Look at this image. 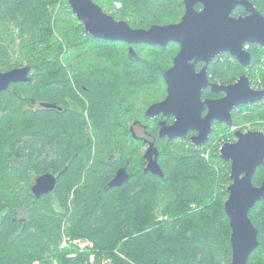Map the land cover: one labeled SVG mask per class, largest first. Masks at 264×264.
I'll return each mask as SVG.
<instances>
[{
  "label": "trees",
  "instance_id": "1",
  "mask_svg": "<svg viewBox=\"0 0 264 264\" xmlns=\"http://www.w3.org/2000/svg\"><path fill=\"white\" fill-rule=\"evenodd\" d=\"M93 1L132 27L175 23L184 13L182 0ZM250 1L264 15V0ZM233 14L244 10L237 7ZM178 50L174 42L161 47L93 38L67 0H0V71L31 66L30 82L12 83L0 92L1 175L9 177L16 171L26 182L27 153L33 145L32 152L38 153L47 140L58 154L48 161L49 168L63 170L55 191L59 210L48 203L34 209L33 223L17 235L18 223L4 220L0 225L1 264H33L34 259L49 264L51 258L58 264H83L89 253L97 261L110 258V264H226L231 260V227L224 211L230 162L217 152L214 157L222 165L215 169L214 159L210 163L200 156V147L205 146L195 147L186 138L180 147L171 150L169 145L163 151L162 143L171 140L159 138L155 122H148L143 114L165 96L163 72ZM247 50L250 68L222 53L208 64L210 79L228 84L247 74L252 87L264 88V47L249 44ZM34 100L53 103L60 110H33L29 104ZM251 107L232 113L235 126L251 114L264 121V100ZM135 121L146 123L150 137L156 138L163 178L144 172L146 162L137 152L145 144L132 136ZM252 123V129H258ZM186 144L193 151L185 154ZM166 156L168 161L162 159ZM14 160L17 167L11 164ZM120 165L127 167L129 180L108 187ZM263 175L259 166L253 184L259 185ZM6 184H0L2 196ZM249 218L258 229L259 244L247 264H264V199L249 211ZM62 233L87 240L91 247L76 250L70 258L68 254L75 251L71 245L59 249Z\"/></svg>",
  "mask_w": 264,
  "mask_h": 264
},
{
  "label": "water",
  "instance_id": "2",
  "mask_svg": "<svg viewBox=\"0 0 264 264\" xmlns=\"http://www.w3.org/2000/svg\"><path fill=\"white\" fill-rule=\"evenodd\" d=\"M67 1L85 32L93 38L161 47L171 42L179 45L172 65L163 72L166 96L151 103L144 112V116L150 119L159 115L175 117L173 124L158 121L159 138H185L189 130H196L197 134L189 136V141L194 146L204 145L210 138L214 120L233 126V109L264 100V89L252 87L247 74H241L229 84H211L207 78L208 64L220 54L229 53L248 69L252 57L247 45L264 47V15L250 0H182L184 13L178 22L152 24L148 28L132 27L127 20L114 18L93 0ZM196 4L201 8L197 9ZM237 7H242L244 14L234 15ZM198 62H202L203 67L196 72ZM30 70L31 66L25 65L0 71V92L6 91L12 83L30 82ZM207 86L214 93L223 92L224 96L202 100V91ZM43 106L60 110L53 103H43ZM205 109L207 112L202 116ZM131 132L135 139L140 138L133 127ZM234 136V141L224 142L219 147L221 158L230 162L224 211L231 227V260L226 264H247L251 252L259 244L258 229L249 218V211L264 199V177L258 186L252 181L257 167L264 163V132L238 128ZM143 140L147 143L143 154L146 161L144 172L163 178L155 141ZM129 178V172L121 167L107 186H121ZM55 183L53 173L38 177L35 195L38 197L52 190Z\"/></svg>",
  "mask_w": 264,
  "mask_h": 264
},
{
  "label": "flooded vegetation",
  "instance_id": "3",
  "mask_svg": "<svg viewBox=\"0 0 264 264\" xmlns=\"http://www.w3.org/2000/svg\"><path fill=\"white\" fill-rule=\"evenodd\" d=\"M202 67H203V63L198 62L195 65L196 72H199ZM207 78H208L209 83H211V84L212 83L225 84V83H219L216 81H212L210 79V76L208 73V66H207ZM165 96H166V93H165ZM223 96H224L223 92L214 93L211 91L210 86H207L202 91L201 99L202 100L218 99V98H221ZM262 101H259V102H262ZM43 103H45V102H39V101L37 102L36 100H34L33 103L29 104V107L32 108L33 110H35L38 107H44ZM239 108H240V106L238 108L233 109L232 113L235 112ZM63 110H64V108H63V106H61V112ZM145 110H144V112H145ZM206 112H207L206 109L203 110L202 116H204L206 114ZM232 118H233V116H232ZM159 120H165L167 122V124H173L175 121V117L174 116L166 117V116L159 115L154 119L149 118L148 122H153V121L155 122V125L157 127V130H156L157 136H158V121ZM219 125L226 126L227 124H225L224 122H219V121L214 120L212 122L211 134L214 132L216 127H218ZM131 127H133V131L135 132L136 135H138L141 138V140L143 142H144L143 139H146V138L148 140H154L155 141V139H156L155 137H150L151 130L147 129L146 123H141L139 121H135V122H133ZM137 128L140 129L141 133H139V134L137 133ZM242 131H247V130L244 129ZM194 134H197L196 130H189L187 133V137H185V138L188 139L189 136L194 135ZM211 134H210V136H211ZM233 138L235 140V136ZM30 139H31V137H30ZM176 139H178V138H176ZM144 144H145L144 147H146L147 143L144 142ZM30 148H31V150L28 151V153H27L28 155L25 158L26 165H27V167L25 169V171L27 172L26 182H25V180H23L21 178V176H18V174H16V171L12 175H10L9 177H6V176L3 177L1 175V171H0V184H1V182H7V184L4 185V188L6 190L3 191L6 193H4V196H2V194L0 195V197H5L4 199L0 198V199H2V205L0 208H3V210L0 209V225L3 223L4 220H7V221L12 220V222H15V224L18 223L19 226H17L18 228H16L17 232L15 233V235L19 234L22 231V229H24L26 226H29L33 223L32 219H33L34 209L38 210L40 208H45V206H47V203L52 205L53 210H55V208H57L58 210L61 208V202H60V200H57V198H56L57 196L55 195V191H56V187H57L58 178L61 175L63 170L56 172L54 169L49 168V166H48V161H54L57 159V155H58L57 154V147L54 146V144L51 143L49 140H47L45 142V144L42 146L41 151H39L38 153L32 152L34 145ZM144 152H145V150H144ZM36 157H37V159H36ZM110 158H114V156L111 155ZM113 161H114V159H113ZM11 164L14 167H17V165H19L17 160H14ZM35 164H37V166ZM145 165H146V163L144 164V168H145ZM259 166H263V168H264V163L259 165ZM121 167L126 168V170L128 171V169L125 165L124 166L120 165L116 169V171ZM258 167H257V169H258ZM257 169H256V171H257ZM116 171H115V173H116ZM256 171H255V173H256ZM47 173H53L55 175V177H56L55 187L52 190H49V191L45 192L44 194L37 197L35 195V192H34V186L36 184V180L38 177L45 175ZM263 177H264V175H263ZM256 186H258V185H256ZM24 189H26V194H23ZM20 202H23L21 204V206H16ZM12 206H14V207H12ZM4 208H5V210H4Z\"/></svg>",
  "mask_w": 264,
  "mask_h": 264
},
{
  "label": "rangeland",
  "instance_id": "4",
  "mask_svg": "<svg viewBox=\"0 0 264 264\" xmlns=\"http://www.w3.org/2000/svg\"><path fill=\"white\" fill-rule=\"evenodd\" d=\"M183 15V14H182ZM177 53V52H176ZM133 55V54H132ZM134 57H137V55L134 53ZM173 61V60H172ZM172 65V64H171ZM170 65V66H171ZM23 66H25V65H23ZM169 66V67H170ZM21 67V66H20ZM168 67V68H169ZM259 68H261L260 67V65H259V67H258V70H259ZM167 69V68H166ZM165 69V70H166ZM257 70V73L259 72ZM262 70H263V72H264V68H262ZM30 73H31V70H30ZM141 76L142 77H145V72H143L142 74H141ZM264 89V88H263ZM253 105V104H252ZM251 104H245V105H242V106H240L241 108L240 109H242V112H244V111H247V110H250L252 107ZM250 116V117H249ZM249 116H247L248 118H246V119H244V120H246V121H243L244 123L243 124H241L240 126H235L234 125V127L233 126H228V125H226V126H222V125H219V129L217 130V132L215 133V134H213V137L211 138V140H210V138H209V140L204 144V145H201V146H205L203 149H202V147H200L201 148V150L199 151V153H200V156L206 161V162H212L213 161V159L215 160V162H216V164L213 166L215 169L217 168V167H219L220 165H222L221 164V162L219 161V160H217V159H215V154H217V152L219 153V147L221 146V144L222 143H224V142H229V141H234V132L233 131H235V129H237V127H239V128H246V127H250L251 129H252V127L254 126L253 125V123L252 122H255L254 124L256 125V127L257 128H259V130H262L263 132H264V121H262V120H260L259 121V119H257V117H256V115H254V114H251V115H249ZM248 120V121H247ZM88 131H90V132H92V128H91V125H90V123L88 124ZM137 133L139 134V133H141V131H140V129L139 128H137ZM233 134V137L231 138V140L230 139H227L228 137H231V135ZM134 138V137H133ZM183 138H180V139H176V140H171V142H166V143H162V145H161V148L163 149V148H169V145L171 146V150H173V146L175 145L176 147H180L182 144H184V141L182 140ZM227 139V140H226ZM211 142V144H208V145H206L207 143H210ZM147 147V146H146ZM146 147H143V148H141L140 150H139V152L140 153H138L137 152V154L139 155V156H142L143 155V153H144V150H146ZM186 149L185 150H183L182 151V153H187L186 151H193V149L192 148H190L189 147V145H187L186 144ZM195 147H199V146H195ZM128 148H130V147H128ZM180 150H181V148H179ZM163 151H164V149H163ZM166 152V151H165ZM167 158H170L169 156H166L165 158L164 157H162V159L163 160H166V161H168L167 160ZM135 163H138V161H136ZM216 166V167H215ZM230 174V173H229ZM227 188V187H226ZM227 199V198H226ZM225 202V201H224ZM60 241H61V238H60ZM59 241V242H60ZM60 245V244H59ZM72 247H73V249H75V246L74 245H72ZM59 249H61V247H59ZM62 249H64V248H62ZM77 249H75V253L77 252L76 251ZM84 250V249H83ZM83 250H81V251H83ZM81 251H78V252H81ZM71 252V251H70ZM88 253V252H87ZM73 254V252H71V253H69L68 254V256L70 257V258H74V257H72L71 255ZM90 255H89V257L84 261V263L83 264H110L111 263V259L110 258H105V257H103V258H101L100 259V261H97L96 260V258H95V255L93 254V253H89ZM92 255V256H91ZM94 258V260H91L90 258ZM37 262V263H36ZM33 264H38L39 263V259H34L33 260V262H32ZM1 264V263H0ZM49 264H58V262H57V260L55 259V258H51V262L49 263Z\"/></svg>",
  "mask_w": 264,
  "mask_h": 264
},
{
  "label": "built area",
  "instance_id": "5",
  "mask_svg": "<svg viewBox=\"0 0 264 264\" xmlns=\"http://www.w3.org/2000/svg\"><path fill=\"white\" fill-rule=\"evenodd\" d=\"M115 7L116 8L120 7V3L115 2ZM247 48H248V45H247ZM254 88L255 89H263V87L258 88L257 86H255ZM250 129H251L250 127H246V130H250ZM70 245L71 246L74 245L75 249H77V251H81L83 249L91 247V243L89 241H87V240L79 239V238H71L70 236L66 235L65 233H62L59 247L67 248ZM75 255H76V253L73 252V254L71 256L74 257ZM90 259L94 260V258H92V257Z\"/></svg>",
  "mask_w": 264,
  "mask_h": 264
},
{
  "label": "clouds",
  "instance_id": "6",
  "mask_svg": "<svg viewBox=\"0 0 264 264\" xmlns=\"http://www.w3.org/2000/svg\"><path fill=\"white\" fill-rule=\"evenodd\" d=\"M234 126V125H233ZM239 127H237V129H238ZM240 129V128H239ZM236 130V129H235ZM251 130V129H250ZM255 130V129H254Z\"/></svg>",
  "mask_w": 264,
  "mask_h": 264
}]
</instances>
